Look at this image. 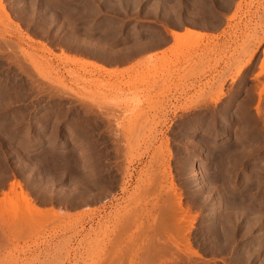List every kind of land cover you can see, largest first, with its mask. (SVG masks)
<instances>
[{
    "label": "rangeland",
    "instance_id": "rangeland-1",
    "mask_svg": "<svg viewBox=\"0 0 264 264\" xmlns=\"http://www.w3.org/2000/svg\"><path fill=\"white\" fill-rule=\"evenodd\" d=\"M1 3L0 264H264V0Z\"/></svg>",
    "mask_w": 264,
    "mask_h": 264
},
{
    "label": "bare ground",
    "instance_id": "bare-ground-1",
    "mask_svg": "<svg viewBox=\"0 0 264 264\" xmlns=\"http://www.w3.org/2000/svg\"><path fill=\"white\" fill-rule=\"evenodd\" d=\"M1 1L2 0H0V9L2 10V11H4V7H2V3H1ZM1 13V12H0ZM5 13V12H4ZM2 15H4V14H2ZM5 15H7L8 16V14H7V12L5 13ZM9 17V16H8ZM7 17V18H8ZM172 36H173V38L175 39V40H177L176 38H178V33H176V32H173L172 33ZM179 39V38H178ZM175 46V45H174ZM264 56V55H263ZM149 58H152V59H154V56L153 55H149ZM150 60V59H149ZM264 60V59H263ZM263 64V63H262ZM261 67V66H260ZM259 67V68H260ZM261 69V68H260ZM263 70V69H262ZM216 96H218V95H216ZM215 99V98H214ZM215 101H217V100H215ZM212 102V101H211ZM200 104V103H199ZM212 107V106H211ZM137 123V122H136ZM122 124V123H121ZM123 125V124H122ZM129 126V125H128ZM136 126V125H135ZM120 127V126H119ZM118 127V128H119ZM136 130V129H135ZM187 144V143H186ZM86 148V147H85ZM233 150V149H232ZM42 165V164H41ZM201 175V174H200ZM199 178V177H198ZM77 179V178H76ZM78 180V179H77ZM17 185V186H16ZM15 186L16 187H20V185L17 183ZM12 186V188L10 187V189H9V191L11 190V192H9V193H11L10 194V196L9 195H5V197H4V195H3V198L0 200V228H2V226H4L5 228L7 227V225H8V227H9V225H12V221H13V224H15L16 222H19L20 223V221L21 222H25V221H27L28 220V222H29V220L31 221H33L34 220V223L36 222V223H38V221H39V223L40 222H42V220H46V219H51V217L53 218V216H55L54 215V212H52L51 211V209H50V211L48 210V209H42V208H38L37 206H35L34 205V203H33V201H31V198L29 197V195H27L26 194V192H23L22 191V189H20V191H17V189L13 186V184L11 185ZM54 188V187H53ZM48 191V190H47ZM178 193V192H177ZM13 194V195H12ZM44 194V193H43ZM12 195V196H11ZM169 196V195H168ZM87 197V196H86ZM171 197V196H170ZM167 198V197H166ZM51 199V198H50ZM83 199V198H82ZM171 200V198L169 199V201ZM177 200H180V199H177ZM176 200V201H177ZM175 202V201H174ZM178 203H179V201H178ZM176 204V203H175ZM178 205H180V204H178ZM176 206V205H175ZM44 207V206H43ZM163 207H164V205H163ZM177 208H178V206H176ZM165 208V207H164ZM235 208V207H234ZM237 209V208H236ZM185 210V209H184ZM183 210V211H184ZM172 211H173V209H172ZM180 211V210H179ZM181 212L180 211V213H181V215L182 214H184L185 212ZM186 211V210H185ZM188 211H189V209H188ZM260 211V210H259ZM190 212V211H189ZM188 212V214L190 215V213ZM165 213V212H164ZM173 213V212H172ZM252 213V212H251ZM260 213V212H259ZM131 214V213H130ZM175 214V213H174ZM62 215V214H61ZM65 215V214H64ZM171 215V214H170ZM176 215V214H175ZM163 216V215H162ZM169 216V215H168ZM164 217V216H163ZM162 217V218H163ZM176 217H177V215H176ZM159 218V217H158ZM187 218H190L188 215H187ZM127 219V218H126ZM189 220V219H188ZM15 221V222H14ZM31 221V222H32ZM47 221V220H46ZM52 221V220H51ZM136 221V220H135ZM9 222H11V223H9ZM49 222V221H48ZM27 223V222H26ZM45 223V222H44ZM181 223H184V222H181ZM180 223V224H181ZM159 224V223H158ZM157 224V225H158ZM179 224V226H181ZM185 224V223H184ZM16 225H17V223H16ZM20 225V224H19ZM29 225V224H28ZM35 225V224H34ZM33 225V227H35ZM161 225V224H160ZM183 225V224H182ZM23 226H24V224H23ZM26 226V225H25ZM39 226H41V225H39ZM44 227H45V225H43ZM50 226V225H49ZM219 226V225H218ZM3 227V228H4ZM7 227V228H8ZM43 227V228H44ZM158 227V226H157ZM161 227V226H160ZM186 227V226H185ZM36 228V227H35ZM165 228H166V225H165ZM172 228V227H171ZM177 228H180L181 229V227H177V226H175V230L177 231ZM191 228V227H190ZM167 229V228H166ZM187 228H184V226H183V229L182 230H186ZM23 230V229H22ZM155 230V229H154ZM160 230V229H159ZM2 231V232H1ZM0 231V233H3V231L4 230H1ZM8 231L9 232H11L9 229H8ZM13 231V230H12ZM29 231V230H28ZM35 231V230H34ZM187 231V230H186ZM186 231H184V232H186ZM189 231V230H188ZM5 232V231H4ZM25 232V231H24ZM158 232H160V234H161V230L160 231H158ZM178 232V231H177ZM181 232V231H180ZM23 233V232H22ZM30 233V232H29ZM32 233V232H31ZM34 233V232H33ZM155 233V232H154ZM157 233V232H156ZM182 234V233H181ZM5 235V234H4ZM6 236V235H5ZM159 237V236H158ZM157 237V238H158ZM176 237V236H175ZM155 239V238H154ZM189 239V238H188ZM175 240H177V242H178V239L176 238ZM175 240H173V239H170V238H167L166 239V241H165V243L163 242L162 244H165L164 246L162 245V252H161V254L163 255V253L165 254V253H169V254H173V252H171L170 250V248L171 247H175V249L178 251V252H181L183 255H185L186 257H188L189 258V256L191 257L192 255H195V252L192 250V248H191V244H187L185 241H184V244L185 245H182V249H179V247H178V243L175 241ZM150 242H151V240H150ZM156 242V241H155ZM181 244H182V242H181ZM151 246H152V244H150ZM159 245V247H160V244H158ZM206 246V245H205ZM113 247V246H112ZM156 247V246H155ZM159 247H158V253H159ZM107 248V247H106ZM118 248V247H117ZM149 249L151 248L150 246L148 247ZM113 249V248H112ZM116 249V248H115ZM146 249H147V247H146ZM154 249V248H153ZM152 249V250H153ZM156 250V249H155ZM172 250H173V248H172ZM105 251V250H104ZM173 251H175V250H173ZM148 252V251H147ZM149 252H151L150 250H149ZM156 252V251H155ZM155 252H153L152 254L154 255V258H156V256H155ZM104 253V252H103ZM107 253H109V251L107 250ZM177 253V252H176ZM119 254H120V252H119ZM149 254V253H148ZM151 254V255H152ZM175 254V253H174ZM250 254V253H249ZM104 255V254H103ZM107 255H109V254H107ZM143 255V254H142ZM147 255V254H146ZM181 255V254H180ZM183 255H182V258L184 259V257H183ZM118 256V255H117ZM166 256V255H165ZM171 256V255H170ZM176 256V255H175ZM147 257H149V255H147ZM147 257L145 258L146 260H147ZM160 257V256H159ZM178 257H179V254H178ZM51 258V257H50ZM152 258H153V256H152ZM152 258H150L151 260H153ZM162 258V257H161ZM165 258V257H164ZM180 258V257H179ZM179 258H178V260H179ZM119 258L117 257V260H118ZM140 259V258H139ZM149 259V258H148ZM149 259V260H150ZM168 259V258H167ZM174 259V258H173ZM182 259V260H183ZM114 260V259H113ZM112 259H109L108 257H106V258H104V259H101V262H99V263H95V264H119L120 262V260H118V261H113ZM149 260H147V261H149ZM157 260H159V258L157 259ZM166 260V259H165ZM177 260V261H178ZM188 260H190V259H188ZM187 260V261H188ZM154 261V260H153ZM163 261V260H162ZM180 261V260H179ZM115 262V263H114ZM119 262V263H118ZM152 262V261H151ZM180 262H182V261H180ZM57 263V262H56ZM77 263V262H76ZM123 263V262H122ZM154 263V262H153ZM156 263V262H155ZM159 263V262H158ZM157 263V264H158ZM209 263V262H208ZM90 264H92V263H90ZM121 264V263H120Z\"/></svg>",
    "mask_w": 264,
    "mask_h": 264
},
{
    "label": "crops",
    "instance_id": "crops-1",
    "mask_svg": "<svg viewBox=\"0 0 264 264\" xmlns=\"http://www.w3.org/2000/svg\"><path fill=\"white\" fill-rule=\"evenodd\" d=\"M227 18H226V24L224 26H222L219 30L208 29V28H204V27H200V26H195L194 31H197V32H200V33H208V34L209 33H211V34L212 33L213 34L230 33L231 30L229 29ZM172 32H176V33L182 34L185 31H184V29L166 31V34L168 35V38H169V44L166 47H164V48H162L160 50L152 51V52H139L138 54H140V55H153V56L156 57V55H160L162 52L164 53V50H167L168 48H170L173 45V43H174V38L172 36Z\"/></svg>",
    "mask_w": 264,
    "mask_h": 264
}]
</instances>
